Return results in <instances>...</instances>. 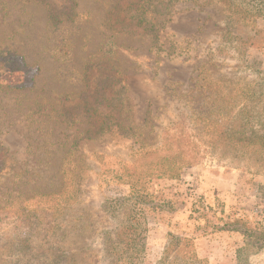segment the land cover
<instances>
[{"label": "rangeland", "instance_id": "1", "mask_svg": "<svg viewBox=\"0 0 264 264\" xmlns=\"http://www.w3.org/2000/svg\"><path fill=\"white\" fill-rule=\"evenodd\" d=\"M111 2L0 0L2 47H18L34 69L40 68L37 73L12 72L0 63V151L5 160L0 165V264H107L103 235L117 224L109 209L134 193L125 170L161 143L169 124L209 106L220 110L216 119L209 117L210 126L192 120L204 153L200 163L179 180L153 179L146 185L149 204L137 208L148 231L145 264L161 261L169 231L185 235L195 227L196 237L212 235L196 232L199 213L212 217V223L218 215L262 219L259 164L219 140L218 125L231 127L244 100L249 112L244 117L251 115L252 127L264 131V80L251 67L255 62L264 72V0H179L158 17L154 34L118 36L126 48L104 56V43L115 35L106 22ZM49 11L61 15L52 33L75 36L71 59L64 56L66 50L43 52ZM257 31L254 40L263 46L241 50L236 36ZM100 61L113 62L123 72L131 99L125 125L131 129L89 140L84 119L41 125L39 103L70 92L76 71ZM209 95L216 101H209ZM74 142L75 153L67 157ZM53 192L57 195L41 197ZM197 196L204 206L196 203ZM226 233L213 237L209 255H199L195 242L193 251L207 264H237L235 248L242 238ZM243 264H264V251L244 258Z\"/></svg>", "mask_w": 264, "mask_h": 264}, {"label": "trees", "instance_id": "2", "mask_svg": "<svg viewBox=\"0 0 264 264\" xmlns=\"http://www.w3.org/2000/svg\"><path fill=\"white\" fill-rule=\"evenodd\" d=\"M113 1L115 0L110 3L113 4V8L110 9L112 12L108 14L106 22L115 35L112 34L104 43V49L101 50L104 56L114 55L124 46L118 43V36L125 35L129 39H133L154 34V23L158 21V17L165 15L173 3L179 0H118L115 3ZM46 18L47 27L42 33V38L46 42L43 52L54 49L66 50L64 56L71 59L76 41L75 36L72 35V32L52 33L50 31L57 28L55 22L58 23L57 20L61 18V15L49 11ZM260 33L257 31L255 34L246 35V37L236 36L243 46L241 50L261 48L263 45L254 40ZM1 44L2 70L22 73L30 70H35L36 73L40 71L39 67H35L36 69L32 67L24 55V51L18 47L3 48ZM124 48L126 47L124 46ZM101 62L97 64L85 63L80 70L76 71L78 76L75 77L76 81L74 80L76 86L70 92L55 95L57 100L46 96L47 98L39 103L36 113L43 118L39 121L41 125L52 120L57 123H59L58 120L61 121L60 123H71L84 119L86 127L83 134L89 140H96L97 136L109 132H122L131 129L125 125L124 116L129 108L127 104L131 99L127 92L128 85L125 83L123 72L113 62H102V64ZM93 66L96 67L93 68ZM251 67L257 77L264 80V72L255 66V62ZM93 69H97L95 75H93ZM73 79L71 78V80ZM211 97L209 95L207 99ZM210 100L216 101L214 98ZM240 102L243 106L232 118L231 127L228 125L224 128L218 125L219 140L232 143L243 150L246 155L253 156L259 164L256 173L264 175V131L260 134L252 127L251 115L247 118L244 117L245 114H249L245 109L246 103L244 100ZM219 111L216 112L209 106L205 111L198 112L197 115H188L187 113L177 122L169 124L163 130L161 143L156 148L143 153L137 161L132 163L130 168L125 170L129 179L127 185L134 193L125 198L121 206L109 207V212L117 218V224L103 235V248L108 260L107 264H145L146 247L149 242L148 231L137 208L139 205L149 204L146 185L153 179L179 180L188 168L200 163L204 153L192 120L209 122L210 126L212 121L209 117L213 115L216 119L219 117L217 116ZM262 128L264 130V126ZM198 131L200 130L198 129ZM215 134L216 132L213 131L212 142ZM142 142L144 143V141ZM142 142L139 141L144 147ZM72 145L73 149L66 153L67 157L75 153L77 143L74 142ZM4 161L3 151H0L1 166ZM55 195H57L55 192L42 193L41 197L48 198ZM258 198L264 201V183L259 185ZM196 199V203L203 202L202 206H204L202 196H197ZM211 218L208 219L205 213L203 215L199 213V216L197 215L199 225L196 232H201L202 235L229 232L241 237L242 240L236 243L235 248L237 264H243L244 258L247 259L264 251V213L260 221L218 215V217H213L212 223ZM195 237V232L193 235H184L169 231L163 257L158 264H207L205 259H199L193 251ZM190 247L192 250H189Z\"/></svg>", "mask_w": 264, "mask_h": 264}, {"label": "crops", "instance_id": "3", "mask_svg": "<svg viewBox=\"0 0 264 264\" xmlns=\"http://www.w3.org/2000/svg\"><path fill=\"white\" fill-rule=\"evenodd\" d=\"M185 219H187V218H185ZM184 219V220H185ZM187 221H190V220H185V222H187ZM196 224V223H195ZM194 228L195 227H193V229L189 232V234H186V235H193L194 234ZM218 234H222V235H226L227 236V234L228 233H226V232H218V233H216V234H212V235H209V236H206V237H202V238H199V237H196L195 238V243H196V246H197V253L199 254V255H205V256H207V255H209V253L211 252V251H213L210 247H211V240H213V237L214 238H218L217 236H218ZM220 238V237H219ZM204 247V248H203Z\"/></svg>", "mask_w": 264, "mask_h": 264}]
</instances>
